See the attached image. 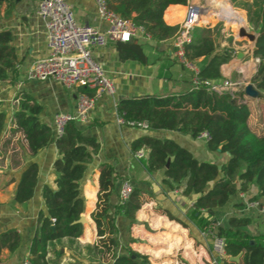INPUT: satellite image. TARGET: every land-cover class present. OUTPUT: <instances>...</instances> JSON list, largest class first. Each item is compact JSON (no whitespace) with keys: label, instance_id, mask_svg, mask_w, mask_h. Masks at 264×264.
<instances>
[{"label":"trees","instance_id":"16d2710c","mask_svg":"<svg viewBox=\"0 0 264 264\" xmlns=\"http://www.w3.org/2000/svg\"><path fill=\"white\" fill-rule=\"evenodd\" d=\"M16 0H0V6L15 4ZM188 0H107L108 7L125 18L145 28L154 41L166 40L176 33L178 25H169L163 19L165 9L172 4L186 5ZM236 5V0H231ZM244 8V7H243ZM177 11L183 16V8L170 7L171 14ZM207 19V18H206ZM252 21V20H250ZM206 22V21H204ZM245 23V19L243 20ZM258 37L252 56L260 60L251 83L264 90V0L260 5ZM238 28L244 24H237ZM213 29L197 25L193 28L192 39L185 44V55L198 63V77L214 82L223 78L221 67L232 55L221 50L213 38ZM10 29L0 30V80L17 76V55L12 44ZM121 60L132 59L147 63V55L142 44L135 38L126 42H116ZM191 79V74H189ZM92 95L93 90L88 91ZM244 91L218 93L206 86L191 87L179 93L158 96L140 94L121 97L116 102L118 116L125 121H148L149 130H178L179 133L197 138L202 132L208 134L205 141L210 152L226 153V161L220 165L211 161L198 160L185 147L172 138L156 137L150 134L135 138L130 145L131 152L144 147L148 150L146 159H140L145 170L152 174L161 170L170 188H182L184 195L197 194L196 200L185 213L187 221L199 231H204L216 221L214 209L224 205L238 191L247 192L256 186L257 193L251 198H264V135L256 133L248 124L249 104L242 102ZM18 107L11 116V132H21L26 141L28 155L34 156L39 150L54 142L58 156L52 164L55 175L52 188L44 184L41 195L46 211L40 210L37 227L30 239L29 264H50L46 258L47 245L63 237L76 239L83 233V224L76 222L84 211L85 198L82 195L81 180L89 163L99 150V142L81 130L77 121L68 122L63 133L55 137L52 128L39 120L42 106L24 92H18ZM1 106V102H0ZM7 113L0 108V140L7 125ZM7 140L6 142H8ZM39 166L36 161L28 163L20 172L12 202L25 204L34 193ZM117 175L112 165H99L96 210L92 219L99 236L95 244L97 258L85 264H148L147 256L130 248L118 255L112 251L116 245V227L108 212V198L115 187ZM166 180V179H165ZM141 189L133 187L128 199L116 203L114 214H122L128 219L135 217L140 208ZM167 216L186 227L187 223L166 210ZM250 219L245 216H231L228 226L218 225L215 232L225 238L226 256L214 264H264V233L251 234L243 229ZM252 241V243H251ZM20 246V234L16 228L0 233V253L2 249L14 252ZM113 252V253H112ZM240 255L239 261L228 257Z\"/></svg>","mask_w":264,"mask_h":264},{"label":"crops","instance_id":"0c3cea01","mask_svg":"<svg viewBox=\"0 0 264 264\" xmlns=\"http://www.w3.org/2000/svg\"><path fill=\"white\" fill-rule=\"evenodd\" d=\"M66 1L72 5L78 23L105 28L106 24L97 16L94 0ZM36 6L37 0H16L12 6L6 3L0 6V30H11L12 44L18 61L17 76L13 80L11 76L0 80V108L5 110L8 116L7 125L0 140V233L16 228L20 234L19 248L14 252L2 249L0 264H23V261L29 257L30 239L37 227L38 213L40 210L46 211L41 195L42 186L48 184L52 188L55 187V175L52 170V164L58 156L55 143L50 142L34 156H29L22 133L11 132L13 127L11 116L18 107L17 93L20 91L30 95L42 106L38 114L39 120L51 128L56 112L72 111L75 108L77 96L83 92L87 93L83 90L86 87L82 85L66 90L53 80L39 81L24 78V72L28 67L47 55L44 22L36 14ZM174 6L184 9L182 17L178 16L176 10L166 16L170 7ZM191 6L193 5L190 3L169 5L163 14L164 21L169 25H178ZM200 7L201 14L208 10L212 11L213 8L206 3ZM233 23H240V19H234ZM173 37L158 42L135 38L142 44L147 55L146 64L132 59L121 60L116 42L93 48V56L106 75L112 79L115 93L113 95L103 93L98 96L89 113L87 123L81 124V130L99 142V150L89 163L85 176L81 180L82 195L85 198L82 214L87 222L83 224L81 237L76 239L63 237L48 243L46 258L50 264H85L97 258L94 245L97 244L99 236L92 213L96 210L99 165L102 162L112 165L117 175L115 187L108 198L109 216L113 218L116 227L114 234L116 245L112 249L115 255L123 252L124 248H130L147 256L148 264H214L217 261V257L211 250L209 238L204 237L201 231L185 218V213L198 195L182 193L186 181L180 184V188H170L167 183L169 178H165L161 170L149 174L140 162V159H146L148 151L145 152L146 148L141 147L145 154L144 157L138 158L131 152L130 145L135 138L150 134L160 138H172L188 149L198 160L221 165L226 161L227 154L210 152L206 149L205 139L191 138L179 133L178 130L143 131L117 122L116 102L121 97L140 94L165 96L191 87L190 72L172 54ZM243 56L242 53L241 57ZM250 56L253 64H247L248 61H246L247 65L237 67H230V62L223 65L221 67L223 78L216 83L230 80L233 69L240 74L235 81L247 80L241 69L244 67L250 72L257 66L252 50ZM232 62L231 58V64ZM259 92L264 94V90L260 89ZM7 140L9 141L6 142ZM32 161H36L39 166L33 196L23 205L13 203L12 198L18 176L21 170ZM124 179H128L133 187L142 191V203L133 219H128L122 214H114V206L118 202V188ZM240 192L242 191L236 192L224 205L214 209L215 219L221 226L227 227L229 217L245 216L250 219V222L243 229L251 234L264 233L263 215L255 210L240 211L243 203ZM256 193L255 185L244 192L245 197L250 199ZM166 210L187 223L186 227L170 219Z\"/></svg>","mask_w":264,"mask_h":264},{"label":"built area","instance_id":"2783aa9c","mask_svg":"<svg viewBox=\"0 0 264 264\" xmlns=\"http://www.w3.org/2000/svg\"><path fill=\"white\" fill-rule=\"evenodd\" d=\"M94 2L97 16L106 24L103 29L78 23L72 5L66 0H37L36 14L44 22L47 55L34 61L24 72V78L39 81L53 80L66 90L82 85L94 92L92 95L80 93L72 111H58L54 114L52 131L55 137L63 133L65 125L70 121L86 124L97 97L103 93L111 95L115 93L112 79L106 75L93 56L94 47L105 46L111 42H126L132 38L153 40L142 25L110 9L107 0H94ZM200 14L201 11L190 9L178 24V30L172 41V54L190 72L192 87L203 85L218 93L236 92L240 81L224 80L216 83L212 80H203L198 77L197 63L185 55L184 46L191 41L193 28L198 25ZM254 59L256 62L260 60L258 57ZM117 122L143 131L149 130L148 121L145 119L125 121L118 116ZM198 137L206 140L208 134L202 132ZM143 151V149L137 150L134 156L144 157L148 150ZM132 188L128 179L122 180L117 192L118 203L128 199ZM240 196L243 202L241 212L255 210L264 216V198H246L244 191L240 192ZM218 225L220 222L216 220L213 225L201 231V234L209 238L215 257L223 258L226 256L225 238L215 232V227ZM23 264H29L28 258Z\"/></svg>","mask_w":264,"mask_h":264},{"label":"rangeland","instance_id":"374dc122","mask_svg":"<svg viewBox=\"0 0 264 264\" xmlns=\"http://www.w3.org/2000/svg\"><path fill=\"white\" fill-rule=\"evenodd\" d=\"M209 1L210 0H197V1L188 0L187 2L192 4L193 6H199L206 3L207 5L215 7L214 4H209ZM218 1L220 2L223 0H218ZM226 1H228L229 4L232 6V9L236 11V15L238 17L240 16V14L243 15L245 19L244 27L251 33H258V25L256 24V21L258 20V15L260 13V5L262 0H236L235 3L238 6L233 5L231 0H226ZM201 15L207 16L206 17L207 20L206 23L199 21L200 24L198 25L212 28L213 29L212 35L218 48L221 50L229 51L231 53L233 62L231 64V60L229 61L230 67L253 64L250 56L251 50H253V43L250 40H248L247 37L237 35V31L239 28L236 23H233L232 19L230 20L226 19L225 17L217 15L216 13L209 10L208 12L204 14L202 13ZM239 19L241 20V17ZM237 52H242L244 56L237 58ZM246 61H248L247 64ZM225 65L226 64H224V66ZM256 67L250 70L249 72L250 74H244V78L247 80L240 81L241 83L240 85H238V90L244 91L245 84L248 83V81L251 83V77L255 73ZM239 75L240 74L237 73L235 69H233L230 80L235 81L237 77H239ZM252 85L255 89L260 91V89L256 88L254 84ZM243 100L246 103H248L250 107V114L248 117L249 126L256 133L264 135V94H260L259 92V94L252 97V96H247L244 92ZM18 140L21 143V140L20 139Z\"/></svg>","mask_w":264,"mask_h":264},{"label":"water","instance_id":"95a60500","mask_svg":"<svg viewBox=\"0 0 264 264\" xmlns=\"http://www.w3.org/2000/svg\"><path fill=\"white\" fill-rule=\"evenodd\" d=\"M190 9H191V10L202 11V9H201L200 6H191ZM198 24H200V23L198 22ZM237 35H238V36H245V37H247L248 40H250V41L253 43V49L255 48V42H256V39H257V37H258V33H251V32H249L244 26H240L239 29H238V31H237ZM241 55H242L241 52H238V53H237V56H238V57H241ZM244 92H245V94H246L247 96H252V97H254V96H256L257 94H259V91H258L257 89H255V88L253 87V85H252L249 81H248V83H246L245 86H244ZM218 168H220V165H219V164H218ZM76 222H79V223L84 224V223H86L87 221H86L84 215L81 214L80 217H79V219L76 220ZM251 243H252V241H251ZM240 255H241V254H238V255H236V256H230V257H229V260H230V261H236V262H237V261H239ZM220 260H221V258L217 257V261H220Z\"/></svg>","mask_w":264,"mask_h":264},{"label":"bare ground","instance_id":"6f19581e","mask_svg":"<svg viewBox=\"0 0 264 264\" xmlns=\"http://www.w3.org/2000/svg\"><path fill=\"white\" fill-rule=\"evenodd\" d=\"M197 1V0H196ZM210 4H214L215 7L212 8V11L214 13H216L217 15H220L222 17H225L226 19H232L234 21V19H239L241 17V20H240V23L239 24H245L243 22L244 20V17L243 15L241 16H237L236 15V11H234L232 9V6L229 4L228 1L226 0H223V1H218V0H210L209 1ZM197 4V3H196ZM199 5V4H198ZM200 6V5H199ZM217 6V7H216ZM206 15V14H205ZM205 15H201L198 17V22H204L206 21L207 19L205 18ZM238 17V18H237ZM206 23V22H204ZM228 68V67H227ZM239 69V68H238ZM243 71L244 74H250L249 71L247 69H245L243 67V69H241ZM250 76V75H249Z\"/></svg>","mask_w":264,"mask_h":264}]
</instances>
